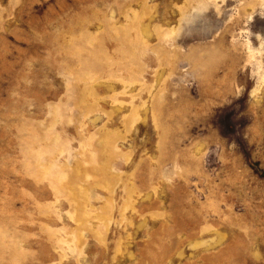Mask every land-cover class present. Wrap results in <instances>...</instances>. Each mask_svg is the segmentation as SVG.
<instances>
[{
  "label": "rangeland",
  "instance_id": "1",
  "mask_svg": "<svg viewBox=\"0 0 264 264\" xmlns=\"http://www.w3.org/2000/svg\"><path fill=\"white\" fill-rule=\"evenodd\" d=\"M0 264H264V0H0Z\"/></svg>",
  "mask_w": 264,
  "mask_h": 264
}]
</instances>
